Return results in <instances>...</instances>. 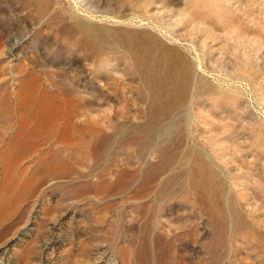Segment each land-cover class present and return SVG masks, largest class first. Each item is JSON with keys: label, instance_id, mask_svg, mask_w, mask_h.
Instances as JSON below:
<instances>
[{"label": "rangeland", "instance_id": "rangeland-1", "mask_svg": "<svg viewBox=\"0 0 264 264\" xmlns=\"http://www.w3.org/2000/svg\"><path fill=\"white\" fill-rule=\"evenodd\" d=\"M0 264H264V0H0Z\"/></svg>", "mask_w": 264, "mask_h": 264}, {"label": "bare ground", "instance_id": "bare-ground-1", "mask_svg": "<svg viewBox=\"0 0 264 264\" xmlns=\"http://www.w3.org/2000/svg\"><path fill=\"white\" fill-rule=\"evenodd\" d=\"M12 45V44H11ZM74 117V114H73V112H69L68 114H67V121H68V123H71V121H72V118Z\"/></svg>", "mask_w": 264, "mask_h": 264}]
</instances>
